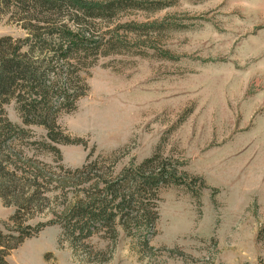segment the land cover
<instances>
[{
  "label": "rangeland",
  "instance_id": "374dc122",
  "mask_svg": "<svg viewBox=\"0 0 264 264\" xmlns=\"http://www.w3.org/2000/svg\"><path fill=\"white\" fill-rule=\"evenodd\" d=\"M138 2L145 7H123L91 25L95 36L127 42L77 64L88 91L58 124L80 143L57 144L60 157L45 146L53 144L44 127L23 124L15 100L5 107L26 132L0 150L3 173L10 178L15 163L25 169L17 175L29 177L40 167L50 181L43 193L27 181L24 195H0V221L10 228L14 201L31 194L34 201L21 205L24 218L33 214L26 222L49 223L9 251V264H264V0ZM73 13L56 21L73 25ZM30 15L18 24L11 7L0 36L26 38ZM157 150L182 165L189 185L159 190L149 247L121 226L115 240L101 231L72 245L56 216L76 191L66 169L116 160L118 175Z\"/></svg>",
  "mask_w": 264,
  "mask_h": 264
},
{
  "label": "trees",
  "instance_id": "16d2710c",
  "mask_svg": "<svg viewBox=\"0 0 264 264\" xmlns=\"http://www.w3.org/2000/svg\"><path fill=\"white\" fill-rule=\"evenodd\" d=\"M128 6L145 7L138 0H0V19L11 7L21 15L19 19L15 18L18 24H23L27 15L32 14L28 17L29 23L22 25L29 31L26 38L0 36V150L10 148L26 132L7 117L5 107L12 100L16 102L24 125L44 127L47 141L53 144L46 142L45 146L60 157L57 144L81 142L62 135L58 116L61 112L73 111L78 99L88 91L85 78L76 69L77 64L91 56L95 61L100 55L117 52L127 42L118 34L109 39L95 36L91 25L97 19H112ZM71 10H75L73 25L68 21H56ZM13 155L18 156L15 152ZM8 158L6 156L5 160ZM9 163L13 164L5 161V165ZM115 164L116 160L109 167L99 165L96 159L73 170L66 169L67 178L74 183L76 191L70 203L56 216L60 218L58 223L66 238L75 247L81 243L85 245L84 240L101 231L115 240L116 228L121 226L128 236L137 237L140 244L148 248L159 218V190L170 185H189L184 179L187 172L180 168L182 165L173 163L160 150L140 163L124 167L118 175L113 174ZM30 168L29 177L20 176L16 172L22 170L25 173V169L14 163L9 178L0 166V174L8 178L0 182V195L20 192L24 195L27 181L43 193L45 184L50 181H46L42 168ZM33 201L34 194H31L24 204ZM14 202L17 209L10 218L13 226L10 228L0 221V264H9V251L25 239L36 236L49 224L27 223L33 214L24 218L21 213L24 204ZM50 222L56 223L55 220ZM8 230L10 234L6 233Z\"/></svg>",
  "mask_w": 264,
  "mask_h": 264
}]
</instances>
